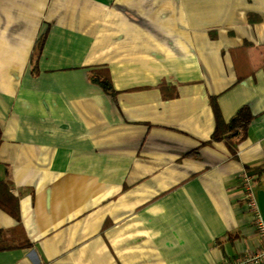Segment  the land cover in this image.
Listing matches in <instances>:
<instances>
[{"label": "crops", "instance_id": "0c3cea01", "mask_svg": "<svg viewBox=\"0 0 264 264\" xmlns=\"http://www.w3.org/2000/svg\"><path fill=\"white\" fill-rule=\"evenodd\" d=\"M213 97L226 122L249 107L246 139H212ZM244 169L260 201L264 0H0V179L20 213L0 207V230L27 243L0 264L255 252Z\"/></svg>", "mask_w": 264, "mask_h": 264}, {"label": "trees", "instance_id": "16d2710c", "mask_svg": "<svg viewBox=\"0 0 264 264\" xmlns=\"http://www.w3.org/2000/svg\"><path fill=\"white\" fill-rule=\"evenodd\" d=\"M40 45V49H41ZM94 76L92 77V81L96 82L103 88L110 97H115L117 90L115 89L114 82L110 73L109 69H100L96 70L94 73ZM94 78V79H93ZM212 106L216 115V122L217 124L215 132L212 136V139L214 140H221V139H228L232 134L234 133H240L241 139L244 140L248 137V131L250 128V124L254 118V115L250 111L248 106H244L239 109V111L232 117V119L229 122H226L221 114L220 108L218 106V103L216 101V98H212ZM235 146L234 142H232ZM0 207L7 212V214H10L14 216L18 221H20V213H19V199L14 196V194L11 192V185L6 179H0ZM20 225V224H19ZM18 230L21 231L22 227L19 226ZM6 238V232L3 230H0V249L6 250L10 248L15 247H23L27 243H24V245L15 244L9 245Z\"/></svg>", "mask_w": 264, "mask_h": 264}, {"label": "built area", "instance_id": "2783aa9c", "mask_svg": "<svg viewBox=\"0 0 264 264\" xmlns=\"http://www.w3.org/2000/svg\"><path fill=\"white\" fill-rule=\"evenodd\" d=\"M240 185L243 189V195L246 201L248 211L253 217V224L260 238L259 248L255 252L245 254L233 259H228L222 264H264V213L260 201L255 193L254 176L247 170H242L239 174Z\"/></svg>", "mask_w": 264, "mask_h": 264}, {"label": "water", "instance_id": "95a60500", "mask_svg": "<svg viewBox=\"0 0 264 264\" xmlns=\"http://www.w3.org/2000/svg\"><path fill=\"white\" fill-rule=\"evenodd\" d=\"M260 204L264 213V192L260 193Z\"/></svg>", "mask_w": 264, "mask_h": 264}]
</instances>
